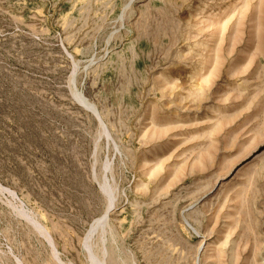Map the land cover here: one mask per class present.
<instances>
[{
	"label": "rangeland",
	"instance_id": "obj_1",
	"mask_svg": "<svg viewBox=\"0 0 264 264\" xmlns=\"http://www.w3.org/2000/svg\"><path fill=\"white\" fill-rule=\"evenodd\" d=\"M0 264H264V0H0Z\"/></svg>",
	"mask_w": 264,
	"mask_h": 264
},
{
	"label": "bare ground",
	"instance_id": "obj_2",
	"mask_svg": "<svg viewBox=\"0 0 264 264\" xmlns=\"http://www.w3.org/2000/svg\"><path fill=\"white\" fill-rule=\"evenodd\" d=\"M101 190H103V192L105 193V195H110L111 193H110V189H109V187H105V186H103L102 185V189ZM112 192V191H111ZM32 221V220H31ZM30 222V221H29ZM35 225V224H34Z\"/></svg>",
	"mask_w": 264,
	"mask_h": 264
}]
</instances>
